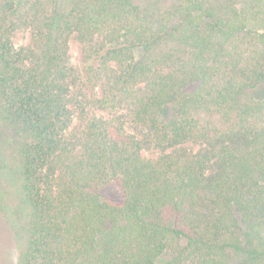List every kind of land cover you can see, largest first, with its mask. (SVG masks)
Masks as SVG:
<instances>
[{"label":"trees","instance_id":"16d2710c","mask_svg":"<svg viewBox=\"0 0 264 264\" xmlns=\"http://www.w3.org/2000/svg\"><path fill=\"white\" fill-rule=\"evenodd\" d=\"M1 250L264 264V0H0Z\"/></svg>","mask_w":264,"mask_h":264},{"label":"rangeland","instance_id":"374dc122","mask_svg":"<svg viewBox=\"0 0 264 264\" xmlns=\"http://www.w3.org/2000/svg\"><path fill=\"white\" fill-rule=\"evenodd\" d=\"M25 38L26 36L23 33H18L16 35V40L18 41L24 40ZM70 45H71V53H72L73 61L74 63L79 65L81 62V47L75 41H71ZM105 190H106V194L110 195V197L115 198L113 190H110V185H108V187ZM14 259H15V253L13 251L9 252V250L8 251L1 250L0 264H13ZM256 264H263V263L257 262Z\"/></svg>","mask_w":264,"mask_h":264}]
</instances>
